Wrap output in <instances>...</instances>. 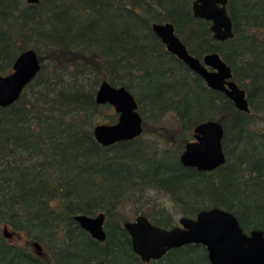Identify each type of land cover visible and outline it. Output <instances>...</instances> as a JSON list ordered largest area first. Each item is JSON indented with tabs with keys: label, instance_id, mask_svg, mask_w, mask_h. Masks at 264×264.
I'll list each match as a JSON object with an SVG mask.
<instances>
[{
	"label": "trees",
	"instance_id": "16d2710c",
	"mask_svg": "<svg viewBox=\"0 0 264 264\" xmlns=\"http://www.w3.org/2000/svg\"><path fill=\"white\" fill-rule=\"evenodd\" d=\"M192 1L0 0V74L11 72L27 48L42 63L19 99L0 107V264H146L132 250L122 225L129 219L119 208L126 199L147 202V190L169 196L183 216L218 206L233 212L244 231L264 229V0H228L233 36L225 40L192 14ZM166 21L191 54L222 57L246 92L248 112L166 50L151 29ZM102 80L134 95L143 118L139 136L109 146L95 140L104 105L94 96ZM168 115L174 126L163 123ZM208 119L223 126L226 162L212 171L183 166L180 152ZM147 130L152 142L165 140L172 149L153 143L151 150L142 137ZM148 204L151 213H135L172 225L166 205ZM99 212L106 217L102 242L73 218ZM4 227L26 233L42 251L7 242ZM147 264L209 262L205 247L193 243Z\"/></svg>",
	"mask_w": 264,
	"mask_h": 264
},
{
	"label": "water",
	"instance_id": "95a60500",
	"mask_svg": "<svg viewBox=\"0 0 264 264\" xmlns=\"http://www.w3.org/2000/svg\"><path fill=\"white\" fill-rule=\"evenodd\" d=\"M39 0H26L34 4ZM228 0H193L192 14L210 22L212 37L225 40L233 36L232 20L227 10ZM151 29L165 45L191 71L198 74L206 85L224 93L238 110L248 112L249 104L245 90L233 79L230 66L217 52L197 57L191 54L175 32L171 22H153ZM41 61L33 48L20 52L8 74H0V107L16 102L24 88L36 77ZM95 102L109 104L117 114L112 123H98L93 126L95 140L102 146H109L123 140H131L142 133L143 118L138 111L134 95L124 86H113L102 80L95 91ZM224 129L216 119H208L193 128V139L187 141L179 154V161L185 167L199 171H212L226 162L222 147ZM74 220L89 235L104 241L105 214L77 213ZM178 224L162 227L154 224L144 214L123 222L128 232L131 247L142 261L161 258L167 251L187 244H201L205 247L209 264H264V229H250L245 232L237 216L226 209L212 206L199 210L194 216H181ZM10 236L7 227L3 228ZM37 251L41 245L35 241ZM99 264H106L100 261Z\"/></svg>",
	"mask_w": 264,
	"mask_h": 264
},
{
	"label": "rangeland",
	"instance_id": "374dc122",
	"mask_svg": "<svg viewBox=\"0 0 264 264\" xmlns=\"http://www.w3.org/2000/svg\"><path fill=\"white\" fill-rule=\"evenodd\" d=\"M40 45H42V42L40 41L39 43ZM47 62V61H46ZM113 114H116L114 111V108L109 105V104H104V106L102 107L99 115L97 116L96 121H99V123H109V117ZM117 120V114L116 117L114 118V121ZM165 121H163V123L167 124H173V126L175 125V123H173V115H168L165 116L164 118ZM263 125L262 121L260 120V118H258V123H257V127L260 129V127ZM148 127H150V125H147ZM147 127V129H148ZM144 136L143 139L149 143V147L151 150H153L152 148H154V144L157 146V148H169L170 150L172 149L173 144H169V142H166L165 140H162V142H152V137L151 136V132L149 130H147L145 133H143ZM154 143V144H153ZM149 150V151H151ZM167 160L169 162H172V157L171 156H166ZM234 158V157H233ZM232 158V159H233ZM224 181V180H223ZM197 182L193 181L192 184H196ZM189 185H191L189 183ZM204 185V184H203ZM223 186H224V182H223ZM199 188H202V186H197V191L199 190ZM223 189H225V187H223ZM134 192V191H132ZM135 193H140V191H136ZM147 198L149 199L147 202H145L143 199H139V201L137 203H127L125 202L126 200H131V199H126L125 201L120 203V208L119 211L122 212V215H124L125 217H127L129 220H133L134 217L137 215L135 213L136 210H141V211H149L151 213L152 211V207H150L151 202H156L158 203L160 206L162 205H166L165 211L167 213V215L172 219L173 222H176L178 220V218L180 216L183 215V211H182V207H180V205L178 204H174L171 200L169 196H165L162 192H158L156 190H147ZM147 200V199H146ZM201 205H203L201 203ZM148 212V213H149ZM5 239L7 240V242L13 243V244H20L25 246V249L28 251H31L34 254H37L36 249L31 246L27 240H28V236L26 235V233H13L10 236L6 237ZM46 251H48V253L50 252V249L45 247ZM198 259V258H197ZM114 264H122L121 262H114Z\"/></svg>",
	"mask_w": 264,
	"mask_h": 264
},
{
	"label": "flooded vegetation",
	"instance_id": "af4514ba",
	"mask_svg": "<svg viewBox=\"0 0 264 264\" xmlns=\"http://www.w3.org/2000/svg\"><path fill=\"white\" fill-rule=\"evenodd\" d=\"M192 139H193V136H192V138H191L190 140H192ZM190 140H189V141H190ZM137 215H139V214H137ZM182 216H183V215H182ZM180 217H181V216H180ZM105 218H106V217H105ZM149 220H150V218H149ZM150 221H151V220H150ZM104 222H105V219H104ZM151 222H152V221H151ZM177 222H178V220H177L176 222H172V225H171V226L178 224ZM171 226H170V227H171ZM245 232H246V231H245ZM3 235H4V233H3ZM4 236H5V235H4ZM101 242H102V241H101ZM33 247H34V246H33ZM34 248H35V247H34ZM35 249H36V248H35ZM40 251H42V247H41V250H40ZM40 251H37V250H36V252H40ZM165 254H166V253H165ZM165 254H164V255H165ZM164 255H163V256H164ZM163 256H162V257H163ZM162 257H161V258H162ZM139 258H140V257H139ZM159 259H160V258H159ZM159 259H156V260H159ZM156 260H150V261H148V262L143 261V262L147 264V263H150V262H153V261H156ZM99 262H100V261H98L96 264H99Z\"/></svg>",
	"mask_w": 264,
	"mask_h": 264
}]
</instances>
